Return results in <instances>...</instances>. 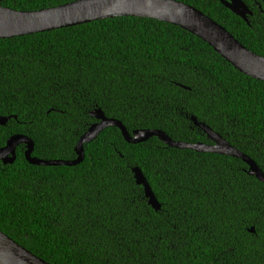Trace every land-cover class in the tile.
<instances>
[{
	"label": "trees",
	"instance_id": "obj_1",
	"mask_svg": "<svg viewBox=\"0 0 264 264\" xmlns=\"http://www.w3.org/2000/svg\"><path fill=\"white\" fill-rule=\"evenodd\" d=\"M78 0H1L17 11ZM191 5L264 57L263 0H243L249 23L219 0ZM229 1V0H226ZM101 109L136 130L211 144L196 117L264 172V82L236 70L190 32L119 17L0 40V148L24 135L33 157L76 160ZM26 146L0 163V231L50 264H264V183L240 159L129 144L108 128L74 167L33 166ZM161 210L149 205L133 168ZM255 228V233L250 230Z\"/></svg>",
	"mask_w": 264,
	"mask_h": 264
},
{
	"label": "water",
	"instance_id": "obj_2",
	"mask_svg": "<svg viewBox=\"0 0 264 264\" xmlns=\"http://www.w3.org/2000/svg\"><path fill=\"white\" fill-rule=\"evenodd\" d=\"M219 1L235 15L249 23L248 17L252 16L253 12L243 0ZM119 17L148 18L180 27L209 44L218 55L241 74L264 82V57L245 47L226 28L202 11L176 0H78L56 8L34 12H23L4 7L0 0V40L46 33ZM91 116L98 122L79 139L75 148L76 160H43L33 157L34 141L24 135H14L8 139L3 148H0V163L14 164L17 160L18 147L25 145V158L33 166H78L85 160V145L91 144L105 130L114 127L122 132L125 141L129 144H142L156 137L170 148L240 159L248 166L247 173L264 183V172L255 160L232 146L206 124L200 123L196 117H192V122L207 135L211 144L174 141L161 130H136L131 134L121 121L108 118L101 109L92 112ZM12 119V117L0 116V126H6ZM132 171L137 185L144 187L149 205L157 212L160 211L161 205L142 170L135 167ZM250 232L255 233V228H252ZM0 264L50 263L34 255L0 231Z\"/></svg>",
	"mask_w": 264,
	"mask_h": 264
},
{
	"label": "flooded vegetation",
	"instance_id": "obj_3",
	"mask_svg": "<svg viewBox=\"0 0 264 264\" xmlns=\"http://www.w3.org/2000/svg\"><path fill=\"white\" fill-rule=\"evenodd\" d=\"M261 12H263L264 13V9L261 7Z\"/></svg>",
	"mask_w": 264,
	"mask_h": 264
}]
</instances>
